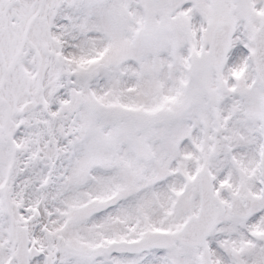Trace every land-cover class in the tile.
I'll list each match as a JSON object with an SVG mask.
<instances>
[{
	"label": "snow or ice",
	"instance_id": "snow-or-ice-1",
	"mask_svg": "<svg viewBox=\"0 0 264 264\" xmlns=\"http://www.w3.org/2000/svg\"><path fill=\"white\" fill-rule=\"evenodd\" d=\"M0 264H264V0H0Z\"/></svg>",
	"mask_w": 264,
	"mask_h": 264
}]
</instances>
